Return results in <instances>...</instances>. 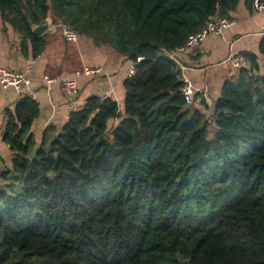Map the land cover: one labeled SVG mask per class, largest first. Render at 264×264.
Here are the masks:
<instances>
[{"label":"trees","instance_id":"16d2710c","mask_svg":"<svg viewBox=\"0 0 264 264\" xmlns=\"http://www.w3.org/2000/svg\"><path fill=\"white\" fill-rule=\"evenodd\" d=\"M241 1L0 0L25 58L44 53L47 32L33 27L47 20L127 64L144 58L123 107L92 96L39 143L35 99L4 111L0 264H264V37L212 112L205 99L186 104L181 72L161 54L233 20Z\"/></svg>","mask_w":264,"mask_h":264},{"label":"crops","instance_id":"0c3cea01","mask_svg":"<svg viewBox=\"0 0 264 264\" xmlns=\"http://www.w3.org/2000/svg\"><path fill=\"white\" fill-rule=\"evenodd\" d=\"M232 18L234 24L223 36L209 37L195 55L178 56L179 62L186 67L185 76L196 88L206 90L205 93L195 94L194 101L205 99L209 112L213 111L225 81L237 74L229 58L245 52L259 54V44L264 37V7L257 8L255 4L253 11H250L246 1L242 0ZM47 35L48 44L44 53L36 59L25 58L20 51L18 34L11 26L0 21V68L28 72L34 83L40 115L32 126V134L38 143L47 128L54 126L59 129L65 125L71 104L83 106L92 96L103 97L110 93V98L123 107L124 81L128 77L129 64L113 49L98 47L92 40L81 37L76 43H70L59 29L47 31ZM87 67H100L104 74L79 77L77 97L67 96L59 84H44L46 77L71 78L78 72L83 73ZM19 96L13 88L5 89L0 85V172L11 168L12 160L10 147L3 141L4 111L13 109Z\"/></svg>","mask_w":264,"mask_h":264},{"label":"built area","instance_id":"2783aa9c","mask_svg":"<svg viewBox=\"0 0 264 264\" xmlns=\"http://www.w3.org/2000/svg\"><path fill=\"white\" fill-rule=\"evenodd\" d=\"M255 4L257 8L264 7L259 6L258 0H255ZM234 22L232 20H220V21H211L207 24V26L198 32L195 35H192L187 41L186 45L177 49L174 52H166L162 51L161 54H165L169 56L171 60H173L181 74V79L184 82V96L187 105H192L194 102V95L197 93H205V89H198L194 86L193 82L190 81L185 76L186 67H184L178 60L179 54H192L195 55L196 50L199 49L202 44L211 36H223L224 32L232 27ZM61 30L62 35L65 40L68 42H77L79 40L78 34L70 27L64 24L54 25L52 23H48V31L53 32L56 30ZM144 60L143 57L137 59V61L133 64L128 65V76L132 77L136 74V66ZM234 69H241L243 67L248 66V62L244 56L237 55L231 56L229 58ZM104 74V70L100 67H87L85 68L83 73H76L74 77L71 78H51L46 77L44 79V84L47 86L59 84L63 90V92L69 96L70 98L77 97L79 93V86L77 79L82 75L87 77H95ZM0 85L5 88H13L20 95H25L30 98L36 100V93L34 91V83L28 72H20V71H12L7 67L0 68ZM103 99L110 98V93L105 94ZM85 105V104H84ZM83 106H77L75 104H71L69 107L70 113H76L82 110Z\"/></svg>","mask_w":264,"mask_h":264},{"label":"water","instance_id":"95a60500","mask_svg":"<svg viewBox=\"0 0 264 264\" xmlns=\"http://www.w3.org/2000/svg\"><path fill=\"white\" fill-rule=\"evenodd\" d=\"M48 31V22L44 21L40 26L33 27V33L37 36L42 35L43 33Z\"/></svg>","mask_w":264,"mask_h":264},{"label":"rangeland","instance_id":"374dc122","mask_svg":"<svg viewBox=\"0 0 264 264\" xmlns=\"http://www.w3.org/2000/svg\"><path fill=\"white\" fill-rule=\"evenodd\" d=\"M47 22L50 23L48 20H47ZM51 22H52V21H51ZM70 43H72V42H70ZM73 43H76V42H73ZM1 206H2V205H0V207H1ZM0 241H1V237H0Z\"/></svg>","mask_w":264,"mask_h":264}]
</instances>
